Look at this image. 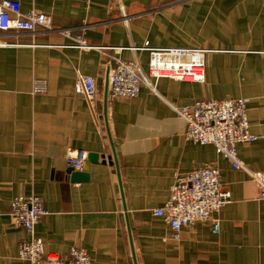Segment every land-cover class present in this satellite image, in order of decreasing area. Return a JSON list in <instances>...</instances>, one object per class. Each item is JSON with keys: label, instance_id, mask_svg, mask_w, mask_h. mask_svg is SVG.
<instances>
[{"label": "crops", "instance_id": "obj_1", "mask_svg": "<svg viewBox=\"0 0 264 264\" xmlns=\"http://www.w3.org/2000/svg\"><path fill=\"white\" fill-rule=\"evenodd\" d=\"M18 1L56 30L84 27L90 44L122 50L83 51L58 32L0 31V264H29L19 258L26 232L9 211L31 195L47 210L36 236L50 253L80 248L92 264H264L259 187L213 146L187 141L173 110L247 99L257 141L240 145L239 157L264 174V0ZM118 58L140 62L155 93L143 87L109 101ZM79 76L95 80L92 100L76 91ZM36 83L44 92L34 93ZM68 148L88 154L87 181L68 174ZM212 167L232 197L215 215L219 233L198 222L174 239L154 211L177 176Z\"/></svg>", "mask_w": 264, "mask_h": 264}, {"label": "built area", "instance_id": "obj_2", "mask_svg": "<svg viewBox=\"0 0 264 264\" xmlns=\"http://www.w3.org/2000/svg\"><path fill=\"white\" fill-rule=\"evenodd\" d=\"M124 17L127 22V17ZM39 30L45 33L58 32L73 48L83 51L97 50L104 53L122 50L90 44L84 27L56 30L48 15L35 10L23 12L18 0L0 1L1 32L23 31L36 34ZM142 49L150 48L146 44ZM143 87L155 93L153 83L141 63L116 59V66L109 73L108 100L137 98ZM76 91L92 100L97 94L95 80L79 76ZM42 92L43 87L36 83L34 93ZM173 110L186 123L187 141L201 146H213L218 155L230 162L233 170L243 171L250 176L260 189V199L264 200V174L251 170L239 157L240 145L257 141V137L251 132L247 99L200 100L192 106ZM87 157L88 154L83 150L68 148L64 160L68 168L82 172ZM231 201V193L220 182L219 170L213 167L202 168L177 176L170 187L168 202L163 208L156 209L154 215L166 221L176 240L180 238L184 228L198 222H212L213 231L218 234L220 224L215 215ZM9 215L27 235V240L19 246L20 259L29 264H92L90 256L80 248L73 247L64 256L47 252L44 241L36 236V226L47 215L40 197L31 195L12 200Z\"/></svg>", "mask_w": 264, "mask_h": 264}, {"label": "water", "instance_id": "obj_3", "mask_svg": "<svg viewBox=\"0 0 264 264\" xmlns=\"http://www.w3.org/2000/svg\"><path fill=\"white\" fill-rule=\"evenodd\" d=\"M98 157L100 158V156H98L97 154H91L89 156V158L92 161H97ZM101 158L104 159V161L107 160V162L111 159L110 157H108L106 159L105 156H101ZM68 174H70L71 175V179L73 181H76V182H78V181H87L89 179V176L86 173L78 172V171H75V170H73L71 168L69 169Z\"/></svg>", "mask_w": 264, "mask_h": 264}]
</instances>
